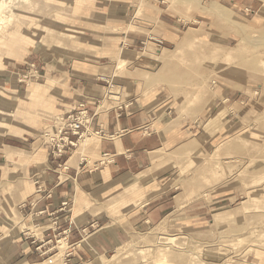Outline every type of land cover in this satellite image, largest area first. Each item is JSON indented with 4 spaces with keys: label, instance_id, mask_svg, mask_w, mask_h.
I'll use <instances>...</instances> for the list:
<instances>
[{
    "label": "rangeland",
    "instance_id": "rangeland-1",
    "mask_svg": "<svg viewBox=\"0 0 264 264\" xmlns=\"http://www.w3.org/2000/svg\"><path fill=\"white\" fill-rule=\"evenodd\" d=\"M87 66L116 93V108H143L152 131L169 135L123 183L72 195L79 241L72 228L51 230V253L8 262L17 233H2L0 264H64L102 223L126 236L96 264H264V0H0V199L9 209L34 165L73 134L66 84ZM71 136L70 149L101 160L97 144L80 145L90 135ZM162 202L167 210L147 223Z\"/></svg>",
    "mask_w": 264,
    "mask_h": 264
},
{
    "label": "crops",
    "instance_id": "crops-1",
    "mask_svg": "<svg viewBox=\"0 0 264 264\" xmlns=\"http://www.w3.org/2000/svg\"><path fill=\"white\" fill-rule=\"evenodd\" d=\"M115 21L116 19L114 23ZM162 28L160 33L165 34L167 27L162 24ZM127 39L130 43H136L138 37L130 34ZM100 74L102 73H97L92 66L74 71L66 84V102L63 108L70 106L71 114H76L78 102L86 101L90 105L103 99L99 108L91 109L93 113L86 109L83 125L85 129L79 134H74L90 135L89 140H81L80 145L86 147L92 144L96 148L97 144L101 160L93 161L84 148L70 149V145H74L77 138L65 132L60 141L63 143L54 145V149L48 151L43 162L34 165L29 172V182L22 187L20 194L21 204L9 209V206H6L8 201L0 199V234H8L13 230L17 233L15 248L13 254L8 257V262L38 261L41 258L38 250L45 255L51 253L54 250L50 247L54 235L50 231L55 223L59 231L72 228L74 232L71 242L79 241L80 227L74 225L70 219L68 208L72 195L93 186L104 187L119 179L123 183L126 177L139 173L145 165L151 163V154L157 150L158 143H162V137L159 135L168 134L163 132V129L160 132L152 131L151 114L143 108L139 110L137 106L133 107V104L116 108V93L97 83V76ZM32 94L34 97L36 91ZM94 136L99 139L96 143ZM5 147L8 154L18 150L9 145ZM3 168L0 164L1 181L6 176V173L2 172ZM7 210L14 211L26 228L21 230V227L11 225V216ZM165 210L166 203L162 202L146 212V222L157 220ZM106 216L108 217L107 214ZM14 217L15 214L12 215V218ZM33 227L38 232L34 231L35 229L32 231ZM39 228H42V233ZM124 233L102 223L95 231L89 233L87 239L77 244L78 247L73 253L68 251L71 255L66 261L69 264H96L123 242L126 236Z\"/></svg>",
    "mask_w": 264,
    "mask_h": 264
},
{
    "label": "built area",
    "instance_id": "built-area-1",
    "mask_svg": "<svg viewBox=\"0 0 264 264\" xmlns=\"http://www.w3.org/2000/svg\"><path fill=\"white\" fill-rule=\"evenodd\" d=\"M80 108L82 110L78 111L76 114L69 115L66 119L65 129H71L73 135L80 133V131H76L75 129H81V125H83V123L85 121L84 115H86V109L84 106H81ZM76 123H79V124H76ZM56 226H57V223H55V225L53 226L54 228L51 229L53 232L59 231V229ZM66 233H67V230L61 231L58 234L62 235V234H66ZM68 251H69V249H68ZM67 252L63 256V259L65 261L64 264H69V262L66 260L68 257H70L71 254H70V252H68V253ZM49 262H50V264H54V260H52V259H50Z\"/></svg>",
    "mask_w": 264,
    "mask_h": 264
},
{
    "label": "bare ground",
    "instance_id": "bare-ground-1",
    "mask_svg": "<svg viewBox=\"0 0 264 264\" xmlns=\"http://www.w3.org/2000/svg\"><path fill=\"white\" fill-rule=\"evenodd\" d=\"M2 9V8H1ZM84 138V137H83ZM26 223V222H25ZM28 226V225H27Z\"/></svg>",
    "mask_w": 264,
    "mask_h": 264
}]
</instances>
